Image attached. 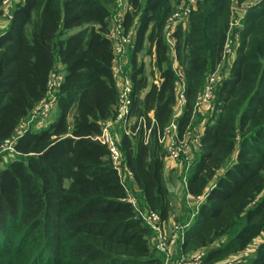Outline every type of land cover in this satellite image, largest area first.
<instances>
[{
  "label": "trees",
  "instance_id": "obj_1",
  "mask_svg": "<svg viewBox=\"0 0 264 264\" xmlns=\"http://www.w3.org/2000/svg\"><path fill=\"white\" fill-rule=\"evenodd\" d=\"M125 1L123 26L135 31L128 71L135 121L114 129L123 127L122 167L132 173L126 181L97 138L119 104L109 38L118 0H23L0 34V143L47 97L54 70L64 75L56 115L40 130L28 127L16 142L17 157L0 166V264H163L151 228L128 200V184L137 186L142 208L171 219L160 137L173 122L179 139L205 124L183 184L187 195L202 199L189 214L182 252L208 248L211 264L264 233V0L250 5L235 30L230 71L205 114L198 101L233 42L235 0H200L186 25L177 26L172 38L182 76L166 29L179 0ZM142 51L155 54L159 83L150 82ZM181 78L185 102L176 114ZM254 254L247 264H264V245Z\"/></svg>",
  "mask_w": 264,
  "mask_h": 264
},
{
  "label": "built area",
  "instance_id": "obj_2",
  "mask_svg": "<svg viewBox=\"0 0 264 264\" xmlns=\"http://www.w3.org/2000/svg\"><path fill=\"white\" fill-rule=\"evenodd\" d=\"M21 0H3L2 4V13L4 16L8 18H12V13L16 5ZM200 0H186L183 4H181L171 15L168 20L166 29H167V38L171 39L173 33L179 24L186 25L188 19L190 17L191 12L196 8L198 2ZM121 10H128L129 5L125 0H118ZM123 19L120 15V12L117 15L113 16L112 25L109 32V38L113 43V50H114V58H113V69L115 72V77L117 80V85L119 86V104L117 107V114L115 121L104 123L102 133L97 137L102 143L106 144L111 152V157L114 165L118 168L119 173L123 179L126 181V174L132 175L131 172L125 171L124 167H122L123 163V154L120 149V139L115 134L114 125L116 123H120L123 127L124 124L131 120L129 119L131 116V106L133 104V81L130 74L127 71L125 61L127 59V55L130 53V50L133 46L134 39H135V31L131 29L129 32H126L123 26ZM228 44L226 46V54L229 52L230 44L232 40H228ZM216 71L212 72L210 76H208V82L205 85V89L203 93L200 95L198 105H202L204 103H210L213 99L216 86L218 83L222 81L221 78ZM64 79L63 74H55L53 72L51 74L49 80V90H48V97L40 101L37 106L32 111V120L36 118H46L49 116L50 112L52 111L53 107L57 102V92L61 86V83ZM184 96V95H183ZM180 113V112H179ZM177 113V114H179ZM126 127V126H125ZM127 133H131V128L128 127L126 129ZM19 138L18 134L6 139L2 142L0 148L2 150L10 149L13 153H15V145ZM200 141V140H199ZM160 142L162 144H166L167 151L169 156L181 163L187 164L192 162L191 157V145L189 141L186 139H179L177 136V125L173 122L171 125L166 127L164 134L160 137ZM201 144V142H200ZM185 159V162H184ZM201 198V197H199ZM128 200L134 205L138 212V216L148 225L151 226L153 230V243L155 247L161 253L167 255V260L169 258L168 255L172 253L174 248V244L179 240L182 236V240L184 239L185 234V227L181 226L180 232H176L173 236H168L165 229V222L162 219V216L159 212L154 210H144L139 207V204L136 199H131L128 197ZM180 229V227H177ZM180 233V234H179ZM264 245V233L257 236L241 253L244 257H249L252 254L256 253L258 249ZM205 251L197 252L192 258L186 259L181 257L180 259L172 260L171 262H167V264H208L205 263ZM235 260H225L222 263L215 262L211 264H235Z\"/></svg>",
  "mask_w": 264,
  "mask_h": 264
},
{
  "label": "rangeland",
  "instance_id": "obj_3",
  "mask_svg": "<svg viewBox=\"0 0 264 264\" xmlns=\"http://www.w3.org/2000/svg\"><path fill=\"white\" fill-rule=\"evenodd\" d=\"M186 0H179V4H183ZM258 0H245L243 2H239V0H235L234 5H233V9H234V23H233V32H232V39L233 42L230 44L229 48V52L226 54L224 60L222 61V63L219 65L218 69L215 70L217 73V75H219L221 78H225L228 73H229V69H230V65H231V59L235 53V37L237 35H235V30H237L240 26H241V19L243 16V13L245 10H247L251 4L257 2ZM116 13V12H115ZM128 59H131L130 54L127 55ZM152 55L146 53V51H142L139 54V60L143 61L145 63V67H146V72H149V70H151L152 65ZM152 65V66H151ZM129 65L127 67V70L129 71ZM55 74H62V69H60V67L56 68L54 70ZM212 73L209 74V76ZM208 82V80H207ZM207 84V83H206ZM48 97V95H47ZM49 98V97H48ZM210 103L212 104V102L210 101ZM182 107V103H181V98L179 100V102L177 103L176 107H175V111L176 114L179 113V111L181 110ZM57 110H53L50 112L49 116L47 118H36L34 120H32V114L29 116V118H27L25 121L22 122V124L20 125V127L18 128L16 134H18L19 136L22 135V133L28 128V127H32L35 130H40L42 128H44L45 126H47L49 124V122L53 119V117L56 115ZM200 126V124L197 125V129ZM121 130H123L122 126L116 127L115 128V134L116 136L119 137V135L121 134ZM2 142L0 143L1 146ZM191 157H192V162L189 163H185V164H181L175 160H173L170 156L169 153L167 151V146L165 144L164 146V153H163V157H164V165L167 166V164H172L174 165V169L173 171H167V177H168V185H169V189L171 190V200H172V204H173V216L171 217V219L165 224V229H166V233L168 236H173L176 232H180V230L182 229V227H185L186 222L190 219V217H192L193 215V211L195 210V207H197L198 202H195V200L191 199L183 190V184L186 180V176L189 172H191V170L194 167V162L195 159L197 158V154L198 151H196V149L191 148ZM18 154L13 153L10 149L7 150H2L0 148V166L1 167H5L6 165H8L11 160H13L15 157H17ZM185 162V159H184ZM129 178V175L126 174V179ZM128 190H129V197H131V199H136L138 204H139V191L137 186L135 185V183L133 182V180L130 179V183L128 184ZM200 200V198L198 199ZM196 204V205H195ZM139 207L142 208L139 204ZM144 209V208H142ZM145 210V209H144ZM148 210V209H146ZM185 210V211H184ZM184 211V213H182ZM191 213V216L189 217V214ZM182 218V220H180L179 218ZM185 223V224H184ZM180 227V229H178L177 227ZM151 228V226H149ZM151 235L152 239H153V230L151 228ZM185 232V231H184ZM181 233V232H180ZM179 233V234H180ZM150 238V243L152 245V247H154L156 249V251L158 253H160L163 256V264H167L168 260L169 262H171L172 260L175 259H180L181 257H184L186 259H190L192 258L197 252L200 251H208V248H200V249H195V250H191L189 252H182V248H181V243H182V236L179 238V240L173 245L174 248L172 250V253L169 256L168 260H167V255L164 253H161L160 251H158V249L155 247L153 240ZM225 238H222L218 241H216L215 243L212 244V247L218 246L221 242L225 241ZM260 249V248H259ZM258 249V250H259ZM255 254H252L249 257H244L243 255H241V253H237L234 255H231L227 258H225L222 261H225L227 259L229 260H235V264H247L250 260V258L252 256H254ZM219 262V261H217ZM219 263H222L221 261Z\"/></svg>",
  "mask_w": 264,
  "mask_h": 264
},
{
  "label": "crops",
  "instance_id": "obj_4",
  "mask_svg": "<svg viewBox=\"0 0 264 264\" xmlns=\"http://www.w3.org/2000/svg\"><path fill=\"white\" fill-rule=\"evenodd\" d=\"M23 1V0H21ZM20 1V2H21ZM19 2V3H20ZM18 3V4H19ZM17 4V5H18ZM180 6V4H178L177 8ZM15 9V8H14ZM247 10L244 11L243 13V16L245 15ZM120 12V15L122 16V18L125 17V14H126V10H121V7L120 5L117 6V9H116V13L114 15H117L118 13ZM242 16V17H243ZM10 22H11V18H8L7 16H4L3 13L2 15H0V34L5 32L9 25H10ZM168 41L170 42V50H169V54H170V57H171V62H172V65L173 67L176 69V70H179V74L180 76H182V72H181V68H180V64L177 60V55H176V50H175V47H174V39L171 38V39H168ZM234 56H235V53L231 59V62L233 61L234 59ZM153 63H152V67H151V70H149V72H147V74L149 75V78H150V82H156V83H159V81L162 80V68L159 67L157 64H156V58H155V54L153 55ZM125 65H126V68L128 67L129 65V59L127 57L126 61H125ZM128 71V70H127ZM177 95H178V102L181 98V103H182V106L184 105V96H183V92H184V84L182 82V78L180 80V82L178 83L177 85ZM211 108V103H204L202 105H199V111L200 113L202 114H205L209 109ZM182 111V107H181V110L179 112ZM150 116L153 117L154 116V112H151L150 113ZM135 121V118L132 117L131 120H130V123H133ZM204 122H202L200 124V126L196 128H191L189 130V132L187 133L186 135V139L189 141L190 145H191V148H192V145H193V148L196 149V151H199L200 150V147H201V144H200V139H201V136L204 132ZM165 168V171H170V170H173L174 169V165L172 164H167V166L164 167ZM191 199L195 200V202H199L201 201L202 198H200V200H198L199 198L197 197H192L190 195H188Z\"/></svg>",
  "mask_w": 264,
  "mask_h": 264
}]
</instances>
